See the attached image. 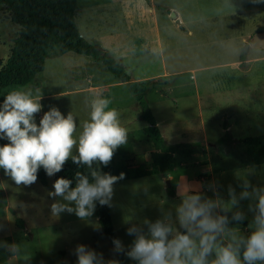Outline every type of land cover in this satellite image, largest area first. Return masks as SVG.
Returning a JSON list of instances; mask_svg holds the SVG:
<instances>
[{"label":"rangeland","instance_id":"rangeland-1","mask_svg":"<svg viewBox=\"0 0 264 264\" xmlns=\"http://www.w3.org/2000/svg\"><path fill=\"white\" fill-rule=\"evenodd\" d=\"M228 2L235 7H226V0H79L76 23L88 42L120 61L134 81L145 76L147 80L168 82L147 93L166 140L172 144H204L191 158L177 156L179 167L172 179L157 173L115 183L110 208L116 239L121 240L125 251L135 239L127 234L132 225L142 226L147 232L144 220L155 222L166 212H171L175 220V209L182 203L181 195L175 196L178 185H187L193 190L190 194L199 192L205 198L215 199L218 193L225 202L230 198L229 186L239 195L244 180L253 187H264V164L253 166L245 146L233 143L263 136L264 112L236 117L238 121L231 115L222 116L230 126L231 138L217 144L226 133L219 120L223 111L245 107L236 102L238 94L245 89L259 91L262 86L264 91V3ZM172 14L177 15L180 24ZM19 30L8 8L0 7V59L4 65ZM242 55L258 60L249 72L230 65ZM166 71L168 75H164ZM37 81L40 87H11L3 95L17 89L40 88L43 107L36 114L37 125L55 107L65 117L72 112L78 137L83 123L90 120L89 102L104 98L108 92L110 107L119 111L122 126L128 129V143L116 150L112 160L116 164L126 157L151 161L154 148L145 133L147 123L141 118V108L127 85L102 63L74 53L51 57ZM181 132L184 135L179 137ZM7 143L0 139V146ZM54 183L52 176L46 187L39 179L31 186H18L0 168V193L5 198H0V241L17 243L22 248L16 257L0 249V264H77L75 249L81 244L102 253L106 264H118L114 247L101 234L96 209L87 220L74 213L64 212L58 217L51 214V205L63 202L49 195ZM254 203L241 200L239 207L231 211L245 213L248 231L236 227L244 236L252 231L254 213L249 205ZM17 221L24 222V227H18ZM175 226L183 232L178 223Z\"/></svg>","mask_w":264,"mask_h":264},{"label":"clouds","instance_id":"clouds-1","mask_svg":"<svg viewBox=\"0 0 264 264\" xmlns=\"http://www.w3.org/2000/svg\"><path fill=\"white\" fill-rule=\"evenodd\" d=\"M264 3V0H251ZM226 7L235 6L226 0ZM40 88L10 91L0 108V139L9 143L0 146V168L18 186H31L38 179L41 167L49 177L62 171L70 159L86 166L85 172L76 173V186L72 181L59 178L55 181L51 197L63 202L51 205V214L74 213L81 220L92 217L96 203L111 206L114 185L124 178V173L114 176L103 173L94 165L110 164L115 152L128 143V129L122 126L120 113L110 107V98H93L89 102L90 120L83 123V131L76 136L77 122L70 112L65 117L57 108L46 112L36 123V114L42 110ZM76 152L74 155L73 152ZM237 195L229 186V200L223 201L218 193L215 199L202 194H190L193 190L178 185L182 203L171 212L163 214L155 222L145 219L144 227L132 225L127 234L135 236L130 250L125 253L121 240L114 239L115 253H125L137 264H264V187H253L247 180ZM251 189V190H249ZM241 200H252L249 211L254 213L250 235L244 236L230 222L242 223L246 215L235 211ZM74 205V206H73ZM218 210L224 214H219ZM179 224L181 232L175 226ZM2 230V229H0ZM10 257L20 256L21 245L0 241ZM77 264H106L103 254L78 245L75 249ZM107 264H117L108 261Z\"/></svg>","mask_w":264,"mask_h":264},{"label":"trees","instance_id":"trees-1","mask_svg":"<svg viewBox=\"0 0 264 264\" xmlns=\"http://www.w3.org/2000/svg\"><path fill=\"white\" fill-rule=\"evenodd\" d=\"M78 5L79 0H0V7L8 8L11 21L20 26L6 64L4 65L0 59V108L7 95H3L5 90L11 87L26 88L31 85L40 87L37 76L45 70L48 58L68 53L90 57L102 63L116 79L127 85L128 92L135 97L141 108V118L147 123L145 133L154 148L150 162L126 157L118 164L112 160L106 167L102 164L94 165V167H99L103 173L114 176L124 173V178L117 183L151 177L157 173L164 177L172 175L179 167L177 156L191 158L197 151L204 148L203 142L171 144L165 139L149 106L147 93L152 89L168 85V82L161 79L133 81L120 61L92 45L81 35L76 23ZM241 58L245 61L244 56ZM104 98H109L107 92ZM224 130L226 133L217 144L231 138L226 121ZM233 143H241L245 146L246 154L253 166L264 164V135L241 141L233 140ZM78 171L85 172L86 166L77 165L70 159L62 171L53 177L55 181L59 178L69 179L72 181V187H75ZM49 178L41 167L38 171L41 184L48 186ZM0 198L5 199L3 193H0ZM233 213H227L230 221ZM96 215L102 236L114 247L113 240L116 239V235L110 206H101L98 203ZM17 224L20 228L24 227V222L17 221ZM229 226L234 228L240 226L244 232L249 229L246 220L242 223L231 221ZM125 253H116L118 264H137Z\"/></svg>","mask_w":264,"mask_h":264},{"label":"crops","instance_id":"crops-1","mask_svg":"<svg viewBox=\"0 0 264 264\" xmlns=\"http://www.w3.org/2000/svg\"><path fill=\"white\" fill-rule=\"evenodd\" d=\"M260 31V30H259ZM246 39V38H245ZM251 43H250V45H248V47H250L251 48ZM242 56H244V55H242ZM241 56V57H242ZM240 57V60L239 61H234V62H232V63H230V65L231 66H235V67H242L246 72H249L250 71V69L252 68V64L253 63H255L256 61H258V60H248L247 58H246V56H244L245 57V61H242V58ZM164 75H168V73H167V71H166V73L164 74ZM151 80V79H150ZM152 80H157V79H152ZM133 81H134V79H133ZM135 81H137V82H141V81H148L147 80V77H145V76H142V77H140L138 80H135ZM91 88H88L87 90L89 91ZM87 91V92H88ZM106 93V92H105ZM108 93V92H107ZM135 98V97H134ZM227 98H228V96H227ZM264 91H263V86L262 87H260L259 88V91H257L256 89H252V91H249L248 89H245L244 91H242L241 93H239L238 94V97H237V99H236V102L241 106L242 104L243 105H245V107L243 108V109H239L238 107H232L231 109H226L225 111H223V113L221 114V116H220V118H219V120H220V124H222L223 123V130H224V120H223V118H222V116H224V115H231V116H233L234 118H238V117H242V118H244V117H248L249 115H251V117L253 116V113H255L256 111H260V112H264ZM198 101H200V97H198ZM252 104V106H248L247 107V105L248 104ZM262 104H263V106H262ZM261 106V107H260ZM203 110H202V107H201V112H202ZM246 113H247V115H246ZM245 114V115H244ZM201 115H202V113H201ZM202 118H203V116H202ZM235 119L236 121H238V119ZM251 122H252V120H250ZM264 122V121H263ZM202 124H204L203 122H202ZM203 127H205L206 128V126L205 125H203ZM207 129V128H206ZM229 130H230V126H229ZM209 133V132H208ZM184 135V133L183 132H181V134L179 135V137L180 136H183ZM170 137H172V138H174V139H176V138H178V137H176V136H170ZM165 139H166V137H165ZM175 141V140H174ZM180 143H185V142H181L180 141ZM172 144V143H171ZM174 144H177V143H174ZM168 177H170V179H172V176L170 175V176H168ZM177 194H178V192L176 191V193H175V196H177Z\"/></svg>","mask_w":264,"mask_h":264},{"label":"water","instance_id":"water-1","mask_svg":"<svg viewBox=\"0 0 264 264\" xmlns=\"http://www.w3.org/2000/svg\"><path fill=\"white\" fill-rule=\"evenodd\" d=\"M172 18H174L178 24H180V21L177 19V15L176 14H172ZM248 51V47H246L245 53H247Z\"/></svg>","mask_w":264,"mask_h":264}]
</instances>
